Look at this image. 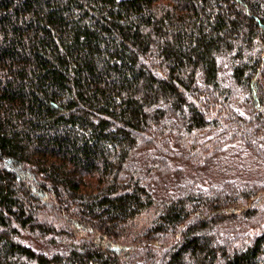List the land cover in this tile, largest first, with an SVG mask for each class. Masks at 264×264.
<instances>
[{
  "label": "trees",
  "instance_id": "1",
  "mask_svg": "<svg viewBox=\"0 0 264 264\" xmlns=\"http://www.w3.org/2000/svg\"><path fill=\"white\" fill-rule=\"evenodd\" d=\"M0 264H264V0H0Z\"/></svg>",
  "mask_w": 264,
  "mask_h": 264
},
{
  "label": "rangeland",
  "instance_id": "2",
  "mask_svg": "<svg viewBox=\"0 0 264 264\" xmlns=\"http://www.w3.org/2000/svg\"><path fill=\"white\" fill-rule=\"evenodd\" d=\"M248 163L249 162L247 161L246 164H244V168H243L244 170L243 171L246 172L247 170H249V172H252L251 169H253L254 167L252 168V166H250ZM245 168H248V169H245ZM253 171H254V169H253ZM245 172H243V174L245 175V176L243 175V177L248 178L249 174H247ZM185 173L189 174L190 170L186 169ZM233 173H237L236 169L233 171ZM211 176L214 178H217L220 176V174H218V172H213V173L211 172ZM155 217H156L155 210H153V209L147 210L143 214H141L140 216H138L137 218H135L134 220H132L130 222L129 229L134 233H141V232L145 231L150 226V224L152 223V221L154 220Z\"/></svg>",
  "mask_w": 264,
  "mask_h": 264
}]
</instances>
